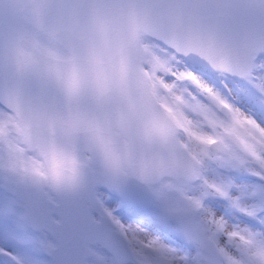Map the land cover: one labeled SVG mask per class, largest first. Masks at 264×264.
<instances>
[{
	"label": "snow or ice",
	"instance_id": "1",
	"mask_svg": "<svg viewBox=\"0 0 264 264\" xmlns=\"http://www.w3.org/2000/svg\"><path fill=\"white\" fill-rule=\"evenodd\" d=\"M0 264H264V0H0Z\"/></svg>",
	"mask_w": 264,
	"mask_h": 264
}]
</instances>
